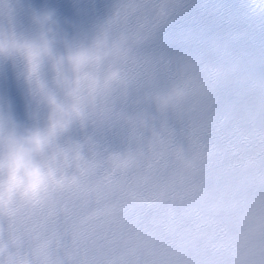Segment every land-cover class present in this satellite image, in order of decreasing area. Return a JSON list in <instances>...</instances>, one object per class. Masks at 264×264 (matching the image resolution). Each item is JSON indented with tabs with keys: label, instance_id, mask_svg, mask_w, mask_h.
<instances>
[{
	"label": "clouds",
	"instance_id": "9594fccd",
	"mask_svg": "<svg viewBox=\"0 0 264 264\" xmlns=\"http://www.w3.org/2000/svg\"><path fill=\"white\" fill-rule=\"evenodd\" d=\"M81 2L0 0V264H264V0Z\"/></svg>",
	"mask_w": 264,
	"mask_h": 264
}]
</instances>
